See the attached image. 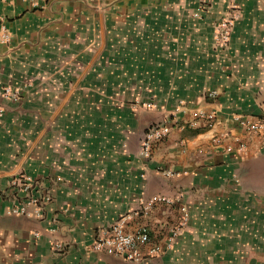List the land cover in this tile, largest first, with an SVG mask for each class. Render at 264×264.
Masks as SVG:
<instances>
[{
  "label": "crops",
  "instance_id": "0c3cea01",
  "mask_svg": "<svg viewBox=\"0 0 264 264\" xmlns=\"http://www.w3.org/2000/svg\"><path fill=\"white\" fill-rule=\"evenodd\" d=\"M1 24L0 88L21 95L0 99V264H264V127L241 122L264 120V0H0ZM197 108L215 120L191 125ZM161 121L171 130L145 156ZM20 174L51 196L41 216L5 211L25 202ZM158 195L180 199L145 213ZM121 217L165 250L94 249Z\"/></svg>",
  "mask_w": 264,
  "mask_h": 264
},
{
  "label": "built area",
  "instance_id": "2783aa9c",
  "mask_svg": "<svg viewBox=\"0 0 264 264\" xmlns=\"http://www.w3.org/2000/svg\"><path fill=\"white\" fill-rule=\"evenodd\" d=\"M241 17V12L238 4H233L226 16L218 23L215 32V42L220 48L226 47L230 41V36L235 22ZM10 33L5 24L0 25V41L8 42ZM21 95V89L7 85L0 88V99H18ZM210 96H215L216 92H209ZM144 105H154L153 102H144ZM179 107L172 112L173 116L180 113ZM4 108L0 105V117L3 115ZM196 119L190 122L191 125H196L200 120L205 123H212L216 114L214 111H207L204 108L194 110ZM250 131H259L264 127V120L258 118L256 120L241 121ZM171 130V126L167 121L152 123L146 130L141 143V152L145 156H150L155 143L164 140ZM216 141H221V137L216 136ZM240 153L248 152V144L240 140L238 149ZM12 187H20L26 193V199L20 206L8 207L5 211L8 213L28 214L41 216L44 203L51 201L49 194L36 195L33 193L34 180L28 174H20L13 177L11 180ZM180 198H172L169 196H155L145 203L143 210L148 213L157 201H163L169 204L175 203ZM34 208V209H31ZM187 214L184 215L182 224L187 221ZM60 244H57L56 247ZM170 246V245H168ZM93 247L96 250H104L108 254L123 257L126 260L134 262H142L149 257L161 254L165 250V246L152 240L150 233L146 229L138 231H129L126 228V218L121 217L116 220L109 228L103 229L95 241Z\"/></svg>",
  "mask_w": 264,
  "mask_h": 264
}]
</instances>
